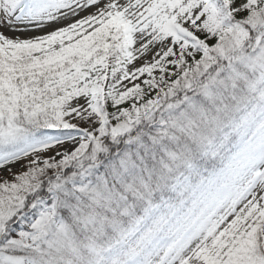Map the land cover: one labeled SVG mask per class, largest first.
Instances as JSON below:
<instances>
[{"label":"snow or ice","instance_id":"obj_1","mask_svg":"<svg viewBox=\"0 0 264 264\" xmlns=\"http://www.w3.org/2000/svg\"><path fill=\"white\" fill-rule=\"evenodd\" d=\"M0 264H264V0H0Z\"/></svg>","mask_w":264,"mask_h":264}]
</instances>
